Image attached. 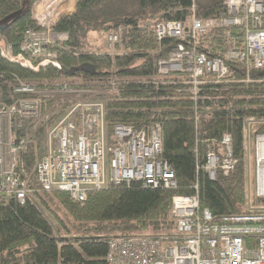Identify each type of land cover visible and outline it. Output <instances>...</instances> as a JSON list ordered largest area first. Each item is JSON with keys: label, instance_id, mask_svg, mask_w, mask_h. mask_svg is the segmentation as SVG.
Returning a JSON list of instances; mask_svg holds the SVG:
<instances>
[{"label": "trees", "instance_id": "trees-1", "mask_svg": "<svg viewBox=\"0 0 264 264\" xmlns=\"http://www.w3.org/2000/svg\"><path fill=\"white\" fill-rule=\"evenodd\" d=\"M36 1L0 0V19L12 15L0 29V108L29 97L39 101L36 116L13 117L10 127L14 142L22 139L25 146L16 155L14 169L27 180L29 191L22 203L0 194V264H105L112 237L172 238L174 194L196 192L213 223L224 215L251 211L246 185L248 163L253 178V147H246L244 124L248 117L264 118V73L246 70L236 57L226 56L233 37L241 43L242 29L213 26L197 35L196 50L221 58L228 68L220 80L205 71L197 93L189 89L183 72L157 73L158 59L177 40L158 38L155 24L179 20L188 28L193 17L202 20L224 13L223 0H76L74 10L60 15L53 26L66 38L50 45L52 61L30 65L20 46L26 29L40 28L31 14ZM102 33L107 49L98 42ZM109 34H116L111 45ZM21 85L53 90L65 85L79 92L44 95L19 90ZM85 96L103 103L109 134L116 123L136 128L158 123L159 158L169 163L175 185L108 182L88 189L82 200L65 190L42 188L34 165L46 152L45 134ZM256 131H264V125ZM224 132L230 134L235 163L227 173L217 170L210 178L204 168L207 145L217 148ZM253 198L254 205L258 199Z\"/></svg>", "mask_w": 264, "mask_h": 264}, {"label": "built area", "instance_id": "built-area-1", "mask_svg": "<svg viewBox=\"0 0 264 264\" xmlns=\"http://www.w3.org/2000/svg\"><path fill=\"white\" fill-rule=\"evenodd\" d=\"M223 3L224 13L202 20L193 17L188 28L179 20L155 24L158 38L167 36L177 40L176 45L158 59L157 73L183 72L193 93L198 92L205 71L215 80L222 79L228 72L224 61L198 52L193 42L209 28L226 25L242 29L241 43L233 37L226 56L236 57L245 64L246 70L260 69L264 73V0H223ZM59 36L66 38L65 34ZM107 39L111 45L116 34H109ZM185 39L191 44L186 46ZM54 41L49 37V27L26 29L20 49L31 57L32 63L41 64L52 61L54 53L49 47ZM60 88L57 92L78 91L65 85ZM19 90L38 92L27 85H21ZM38 104V98L31 97L0 108V194H13L19 202L24 201L29 186L14 165L18 151L25 146L22 139L14 142L10 127L13 117L36 116ZM104 114L103 103L86 96L74 101L49 127L45 134L46 152L34 165L39 185L47 190H65L78 200L85 198L88 189L108 182L140 180L144 185H175L169 163L159 158L162 151L160 125L136 128L116 123L109 134ZM1 124L7 126L6 143L1 138ZM260 124L264 125V118L248 117L244 124L246 147L250 149L251 144L253 147L252 194L258 199L253 205L249 198L250 212L224 215L220 222L213 223L209 209L200 207L196 192L174 194L171 212L176 234L172 238L112 237L107 241L105 264H264V131H256ZM234 163L230 134L224 132L217 148L207 145L204 168L209 177L214 178L217 170L227 173Z\"/></svg>", "mask_w": 264, "mask_h": 264}, {"label": "rangeland", "instance_id": "rangeland-1", "mask_svg": "<svg viewBox=\"0 0 264 264\" xmlns=\"http://www.w3.org/2000/svg\"><path fill=\"white\" fill-rule=\"evenodd\" d=\"M75 3H76V0H37L33 8L31 9V14H32L33 19L40 26V28L37 30H40L41 28L43 29V27L47 29L49 27V37H52L55 40H62L59 35L60 34L62 35L64 33L53 31V26L60 15L69 14L74 10ZM46 25H48V27H46ZM98 42H100V45L101 47H103V49H107L106 34H103V33L99 34ZM29 58L31 57L27 56L25 60H28ZM31 65H34V63H32ZM58 89H61V88H58ZM70 89L72 88L70 87ZM37 90L38 92L36 93H40V94L45 93L44 95H52L54 93H57V89H54V90L53 89H37ZM81 91L83 93L93 92V90H81ZM24 99H27V98H24ZM1 138H2V141L6 143L8 139V132H7V126L5 124H1ZM250 158H251L250 155L247 154V160H249ZM251 167H252V164L248 163L247 165L248 182L246 185L247 204H248L249 198L251 201L254 199L252 196V187H251L253 183V178L251 180V177H252Z\"/></svg>", "mask_w": 264, "mask_h": 264}, {"label": "water", "instance_id": "water-1", "mask_svg": "<svg viewBox=\"0 0 264 264\" xmlns=\"http://www.w3.org/2000/svg\"><path fill=\"white\" fill-rule=\"evenodd\" d=\"M10 17H12L11 14H9V15L3 17L2 19H0V29L6 25V23H7V21L9 20ZM24 61L27 62V63H29L30 65L32 64V61H30V60H24ZM54 63H56V62H54ZM59 66H60V65H59ZM61 68H62L63 70H65L64 67H61ZM69 71H71V70H69Z\"/></svg>", "mask_w": 264, "mask_h": 264}, {"label": "bare ground", "instance_id": "bare-ground-1", "mask_svg": "<svg viewBox=\"0 0 264 264\" xmlns=\"http://www.w3.org/2000/svg\"><path fill=\"white\" fill-rule=\"evenodd\" d=\"M174 186V185H173ZM6 196H9V197H14L16 200H17V198L13 195V194H6V193H4ZM18 201V200H17ZM24 201H25V199H24ZM23 201V202H24ZM19 202V201H18ZM20 203H22V202H20Z\"/></svg>", "mask_w": 264, "mask_h": 264}]
</instances>
